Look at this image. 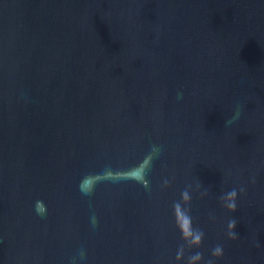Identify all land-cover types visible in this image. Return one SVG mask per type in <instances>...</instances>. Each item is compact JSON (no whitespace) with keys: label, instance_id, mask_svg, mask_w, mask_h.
<instances>
[{"label":"water","instance_id":"water-1","mask_svg":"<svg viewBox=\"0 0 264 264\" xmlns=\"http://www.w3.org/2000/svg\"><path fill=\"white\" fill-rule=\"evenodd\" d=\"M197 252L264 264V0H0V264Z\"/></svg>","mask_w":264,"mask_h":264},{"label":"clouds","instance_id":"clouds-1","mask_svg":"<svg viewBox=\"0 0 264 264\" xmlns=\"http://www.w3.org/2000/svg\"><path fill=\"white\" fill-rule=\"evenodd\" d=\"M238 115V114H237ZM237 117L234 116L232 119H236ZM226 124L231 123V120H226ZM147 182L145 181V184ZM165 185H168V182L165 181ZM241 192H243V189H240ZM207 194V193H205ZM221 199L226 202V207L230 211H235L237 204V191L236 189H232L231 191H228L224 193L221 196ZM191 200V196L188 190H184L181 193L180 200L177 202H174L173 204V210L174 213L177 209L180 211V216L182 217L181 221H178V228L180 229L182 238L184 241L188 244L189 247L196 246L198 247L204 238V232L199 229V228H194L192 225V217L190 214V209H186L184 207V204L189 202ZM41 210H43L42 205H40ZM237 224V221L235 219H231L228 222V227L229 229H235ZM230 237L235 238L236 233L235 231H230L229 233ZM184 255V246L182 245L180 249L177 252V259H182ZM212 255L219 257L223 255V248L220 245H217L215 248L212 250ZM202 259V254L197 252L194 255L189 257L188 264H198V262ZM208 264H212V261H208Z\"/></svg>","mask_w":264,"mask_h":264}]
</instances>
